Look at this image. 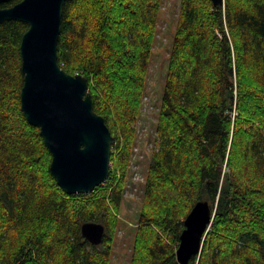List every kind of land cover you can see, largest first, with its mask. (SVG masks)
<instances>
[{
    "label": "trees",
    "instance_id": "obj_1",
    "mask_svg": "<svg viewBox=\"0 0 264 264\" xmlns=\"http://www.w3.org/2000/svg\"><path fill=\"white\" fill-rule=\"evenodd\" d=\"M162 4L63 6L58 64L87 79L114 138L109 179L87 195L57 186L39 128L20 111L27 25L0 24V264H109ZM154 132L130 264H178L200 201L213 219L188 264H264V0L179 1ZM89 222L105 228L98 246L81 235Z\"/></svg>",
    "mask_w": 264,
    "mask_h": 264
},
{
    "label": "water",
    "instance_id": "obj_2",
    "mask_svg": "<svg viewBox=\"0 0 264 264\" xmlns=\"http://www.w3.org/2000/svg\"><path fill=\"white\" fill-rule=\"evenodd\" d=\"M10 1L0 0V5ZM68 1L72 0H21L0 8V24L18 21L27 25L19 46L20 111L29 125L39 128L57 186L67 195H87L109 179L114 138L103 117L93 111L87 79L66 73L58 64L57 42ZM211 1L214 7L224 5V0ZM212 219L207 201L193 206L179 237L178 264L199 257ZM104 234L102 224L81 226L82 237L93 245H99Z\"/></svg>",
    "mask_w": 264,
    "mask_h": 264
},
{
    "label": "rangeland",
    "instance_id": "obj_3",
    "mask_svg": "<svg viewBox=\"0 0 264 264\" xmlns=\"http://www.w3.org/2000/svg\"><path fill=\"white\" fill-rule=\"evenodd\" d=\"M180 0H163L155 41L151 51L147 88L139 115L133 124L135 139L130 155L128 176L118 216L109 264H130L135 226L142 208V190L155 139L160 95L167 67ZM235 112L232 114V118ZM114 164L111 162L110 168Z\"/></svg>",
    "mask_w": 264,
    "mask_h": 264
}]
</instances>
